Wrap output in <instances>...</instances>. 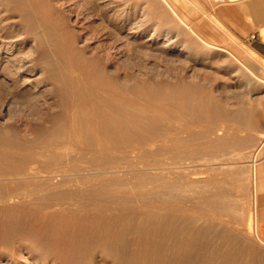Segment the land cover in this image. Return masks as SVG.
Here are the masks:
<instances>
[{"label":"rangeland","instance_id":"obj_1","mask_svg":"<svg viewBox=\"0 0 264 264\" xmlns=\"http://www.w3.org/2000/svg\"><path fill=\"white\" fill-rule=\"evenodd\" d=\"M51 4L52 8L61 9L55 15L58 25L61 23L55 34L63 37L62 47L67 49L56 50V43L59 44L52 35H41L38 41L26 39L14 25L13 37L7 39L12 42L8 48L1 46L7 41L0 38V146L18 153L17 157L8 156L14 166H32L37 172L35 176L0 177V193L23 189L53 172L66 171L63 175L66 178L69 174L67 179L93 177L97 166L116 159L104 151L93 154L92 131L82 132L81 138L68 137L71 130L63 111L74 99L73 87L58 78L69 75L63 63L71 58L86 67L101 98L107 97L105 91L114 85L139 105L131 108L118 101L121 115L117 119L119 133L113 152L119 162V175L115 176L120 178L109 189L112 194L129 195L142 203L167 201L165 204L185 205L178 225L184 233L194 234V245L186 251L188 259L184 257L176 263L202 264L200 257H214L215 247L223 248L224 243L229 246L226 244L223 249L231 251L241 246L263 258L256 168L264 159V59L247 41L237 39L218 22L220 1L54 0ZM67 51H72L71 57ZM50 117L54 123L46 128ZM170 137L173 154L182 160L189 158L187 169H170L167 173L154 169L164 168L162 165H139L136 172L129 169L131 163L137 162L130 152ZM66 138L73 140L66 144ZM50 143L54 147L43 148ZM178 148L183 151L180 153ZM11 163L5 164L13 166ZM17 226L15 232L22 228ZM129 226L133 231L136 224ZM14 229L1 236L12 240L6 244L5 256L29 264L36 255L43 258L48 244L46 247L42 243L47 241L42 239V246L39 243L37 249L19 250L11 238ZM4 239H0V247L5 245ZM99 259L95 258L97 264H134ZM78 261L86 264L87 258L81 256Z\"/></svg>","mask_w":264,"mask_h":264},{"label":"bare ground","instance_id":"obj_2","mask_svg":"<svg viewBox=\"0 0 264 264\" xmlns=\"http://www.w3.org/2000/svg\"><path fill=\"white\" fill-rule=\"evenodd\" d=\"M53 1L54 0H0V38L3 39L2 41H7V39L13 37V30L11 29V27L12 25H14L13 27H17V30H19L21 34L26 37V39L33 38L35 39V41H38L41 38V35H52L53 39L57 40L59 44L58 46L56 43L55 49L56 47H59V51H64L63 49L66 47H62V45L65 46L63 37H59L55 34V32L60 29L59 26H61L60 22V25H58V22L56 21L57 19L55 20V17L61 13V9L52 8L51 3ZM62 1L64 0H58V2ZM55 3L56 1L53 4L55 5ZM60 21L62 22V20ZM17 22L20 23L18 26ZM67 40L70 39L67 38ZM10 42L11 41L2 42L1 46L8 48ZM69 47L70 45L68 46V48ZM62 51L59 53H62ZM57 52L58 51H56V53ZM71 52L72 51H67V53L69 54ZM71 56L72 53L70 54V57ZM64 63L63 65H66L67 68H65L68 70L69 73L67 72V74L69 75H67L66 77L58 78V81H65L68 85L73 87L74 96V99L72 100L71 104L66 107L63 111V113L67 117L69 128L71 130V136H67L78 137L82 134V132L86 130L92 131L94 134V149L91 150L93 154L98 151H104L107 154L112 155V157L116 159H114V161H112L111 163L109 162L110 164L107 162L108 160H106L107 165H100L97 167L95 166L97 171L95 174L93 173V177H81L77 179H75V177L74 179H67L69 174L67 175V177L65 175L66 178H64L63 175V172L66 171H63L62 174L58 172H53L44 176L43 180L34 182L31 185L24 186L23 189L21 188L14 189L8 192H1L0 237L5 231H8L9 229H14V227L20 225L17 226V228L22 227L21 229L19 228V230H17L16 232L14 229V238L11 236L7 237H11L14 243H16V248L23 251L24 249L28 248L32 250L37 249L39 243L41 244V240L45 239V241L47 242L44 244V242L42 241V244L45 246L46 244H48V248H45L46 250L43 249L44 251L42 250L43 258H40V255L38 256L35 254L36 256L33 257V261H31L30 264H82L80 261H78V258L81 256L87 258L86 264H97V262H95V258L97 256L102 262H105L107 260H114V263H116L117 261L121 262L122 260H126L129 262L131 261L134 264H175L179 260L183 261L184 257L187 258L188 256L186 251L193 249L191 247L194 245H192L194 234L191 233V235L184 233V228L182 229L180 228L181 226L178 225V222L180 221L183 216V213L185 212L182 209L185 205L183 207L171 203H167V205L165 204L167 201H164V204L155 202L142 203L136 199L135 201L132 200L130 197H128L129 195L119 196L120 194L117 195L110 193L109 185H111L112 182L114 183L118 181L120 178L115 176V174L119 170V162L117 156H114L113 152V149L117 145L115 138L119 133V123L117 119L121 115V107L119 106L118 101L120 100L124 102V104H128L131 108H137L139 107V105L134 101H131L128 96L125 95V93L121 94L119 92V88H117L118 86L114 85H111V87L107 88V90L105 91L107 97L101 98L98 92H96L94 90V87L92 86V78L87 73L86 67L80 65L82 62L79 64L77 61H73L70 58ZM86 66L87 69H89V66ZM148 107L152 108L153 106L148 105ZM53 123V119L51 117L48 118V120L46 121V128L51 127ZM79 138H81V136ZM177 138L181 139V137ZM66 139V144L73 140V138H68L67 140ZM180 141L178 143H180ZM170 142H172L171 137L163 138L137 147L133 151L131 150L132 152L129 151L130 156L133 155L137 159H135L137 162H130V168H128L131 170L133 169L134 172L137 171L136 167H139V165H143L144 167L162 165L165 167L162 169L159 167L154 169L164 171H169L170 169L178 170L181 168L187 169L188 167L186 164L188 161L186 162V159L189 158H185V160H182L181 158L179 159L178 156H175L171 151L172 147H170ZM185 142L187 141L185 140ZM178 143H176V145ZM187 144L189 145L190 142ZM180 145L182 146V144ZM3 146H0V177L17 178L22 175H37V172L32 166L26 167L23 164H17L18 166H14L13 158L11 157L13 161L11 163V161L8 160V156H14L18 153H14L13 151L8 152L9 150L11 151V149L8 148L9 150H5V147L3 148ZM50 147H54V145L50 143V145L47 144L43 148L48 150ZM178 150L180 151V148H178ZM182 151H180V153ZM109 157L111 160V156ZM6 161L7 164L9 161V164L11 163L13 164V166H6ZM99 163L101 164V162ZM194 164L195 163H193V165ZM189 166H191V163ZM126 167L127 166H125V168ZM93 168H91L92 171ZM74 171H76V169ZM67 173L70 172L67 171ZM166 173H164V176L167 175ZM138 174H140V172ZM138 174L135 175L139 176ZM142 175H144V173H142ZM164 176L161 177L164 178ZM172 177L174 176L172 175ZM135 179L136 178H134V180ZM170 181L172 182L173 180H168L167 182ZM162 183L164 182H161V184ZM118 185L120 184L118 183ZM161 186L159 185L158 187ZM62 190H65L67 192L63 193ZM171 190L173 189L171 188ZM164 192L165 191H163V193ZM168 193L170 194V191ZM215 197L218 198V196ZM169 202H171V200ZM191 213L192 212H189V214ZM247 218L249 219L248 221L250 224L251 220L249 217ZM238 220L240 221V219ZM236 223L238 224V222ZM130 224H136V227H134L135 229L133 228V231L129 229ZM246 224H248V222ZM238 228L243 230L241 226ZM6 234L9 235V233ZM249 234H252V232ZM1 238L4 239V237ZM260 239H262V237ZM259 241L257 242V244L259 243ZM10 242H12V240H10L9 238H5L3 240V244L5 245L0 247V264H29L23 261L18 262L13 256V258H7L5 256V253H7L8 251L6 250V244H10ZM254 242L256 244V241ZM239 243H241V241ZM226 244L224 243V245ZM227 246H229V244H227ZM262 246L264 245L262 244L261 247ZM253 247L254 246H252V249L255 248ZM40 248L42 249V247ZM215 248L217 249L214 252V257H211L212 255H209L210 257L208 255L205 256V254L203 253L204 256L200 257L199 261L202 264H264V257L261 258L263 255L261 256V254L259 253L261 257H258L259 255L256 254L257 252L255 253V255L254 252L252 253V251L250 250L241 248V246L240 248L232 249L231 251L229 249L226 250L220 247L218 248V246H216ZM183 252L186 253L184 254ZM180 253H182V255ZM109 263L111 264V262Z\"/></svg>","mask_w":264,"mask_h":264},{"label":"crops","instance_id":"obj_3","mask_svg":"<svg viewBox=\"0 0 264 264\" xmlns=\"http://www.w3.org/2000/svg\"><path fill=\"white\" fill-rule=\"evenodd\" d=\"M219 23L237 39L247 41L264 59V0H219ZM254 36V38H252ZM258 214L260 234L264 237V159L257 163Z\"/></svg>","mask_w":264,"mask_h":264},{"label":"built area","instance_id":"obj_4","mask_svg":"<svg viewBox=\"0 0 264 264\" xmlns=\"http://www.w3.org/2000/svg\"><path fill=\"white\" fill-rule=\"evenodd\" d=\"M252 38H254V36H252Z\"/></svg>","mask_w":264,"mask_h":264}]
</instances>
